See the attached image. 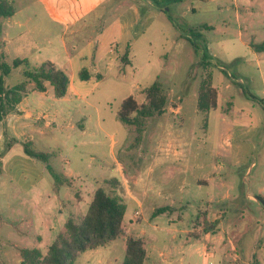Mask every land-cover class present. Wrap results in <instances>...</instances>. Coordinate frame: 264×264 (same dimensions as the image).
<instances>
[{"label":"rangeland","instance_id":"1","mask_svg":"<svg viewBox=\"0 0 264 264\" xmlns=\"http://www.w3.org/2000/svg\"><path fill=\"white\" fill-rule=\"evenodd\" d=\"M166 8L173 25L170 40L164 42L159 37L156 43H146L133 50L140 62L152 54L168 53V65L157 73L158 81L168 104H177L179 108L176 114L168 108L165 114L153 116L163 121L165 143L158 144L154 124H150L147 155L136 161L141 155L133 146L136 129L119 119V128L113 127L108 137L92 140L89 155L94 157L92 165L110 163L108 175L122 181L113 157L119 159L130 199L123 188L112 194L127 204L124 231L146 239L148 257L144 264H169V261L170 264H247L248 260L263 264L264 208L258 198H264V52L256 51L251 45L264 41V0H182ZM205 46L211 56L208 70L212 71L213 86L218 92L217 106L209 112L206 126L204 114L197 109L199 86L205 72L201 65ZM133 53L129 56L131 60ZM13 55V51L10 53L1 47L0 64H11ZM23 69L6 75L5 82L13 85L21 78ZM106 94L105 100H111L107 109L115 111L128 93L115 90ZM138 100L142 101V96ZM167 140L174 143L168 152ZM113 142L115 146L111 150ZM155 152L164 161L162 166L154 165ZM66 159L60 153L50 163L60 167ZM9 167L11 187L16 191L20 186L16 183L17 161ZM131 177L143 181L135 185ZM197 179L207 183L197 186ZM183 180V192L169 191L172 185L182 186ZM143 191L160 205L169 202L164 197L167 192L173 195L170 201L182 198L185 207L178 210L180 218L163 213L151 219L144 211L140 222L132 221L137 208L133 196L140 197ZM2 192L0 184V264H20V251L24 248L39 247L45 255L63 225H58L53 216L55 230L50 235L42 233L41 240L31 230L26 238L9 237L6 226H19L20 219L34 207L18 204L17 200L6 205ZM69 210L65 209L61 216L67 218ZM211 212L220 213L219 225L205 233L201 221L206 215L207 221L212 222ZM54 215L60 216L56 210ZM239 234H242L240 257L243 260L238 263L224 260L217 241L223 238L229 243ZM125 257L126 243L121 236L106 246L83 252L73 264H121Z\"/></svg>","mask_w":264,"mask_h":264},{"label":"crops","instance_id":"2","mask_svg":"<svg viewBox=\"0 0 264 264\" xmlns=\"http://www.w3.org/2000/svg\"><path fill=\"white\" fill-rule=\"evenodd\" d=\"M10 1L14 13L9 17L0 16V48L3 47L10 53L13 51L14 59H27L31 67H39L49 61L65 72L70 80L67 93L62 98H56L49 83L46 84L47 89L44 92L34 90V84L29 83L27 93L22 95L17 104L7 109L0 119V184L3 188L1 196L4 197L6 205L17 200L18 204L34 207L29 215L25 214L20 219L19 226H6L8 235L11 238H26L27 232L31 230L36 233L37 239L41 240L42 233L50 235L54 232L53 216L58 225H63L59 233L64 230V224L69 218L80 220L88 210L95 190L100 186L110 188L109 192L112 193L123 188L130 199L127 179L124 178L119 159L113 157L114 166L117 164L119 173L122 174V181L108 175L110 163L92 165L91 160L94 157H89L90 146L93 139L101 140L102 137L110 135L113 127L119 128L118 111L122 101L128 96H134L137 100L140 96L143 98V90L156 81L159 78L157 73L164 71L168 65L167 52H163L167 55H149L145 62H140L138 56L133 53L135 47L142 48L146 43L152 45L159 37H162L164 42L169 41L173 25L169 20L168 10L164 9L167 11L164 13L151 0ZM149 51L151 54L152 48ZM131 52L132 60L129 57ZM126 55L127 59L124 61L122 58ZM83 67H87L93 74L101 75L102 78L82 81L78 72ZM23 80L24 69L21 78L13 85L6 82L5 84L12 87ZM115 90L126 91L128 94L121 98L115 111H109L107 107L111 100H105L108 95L106 93ZM138 102L142 103L143 100ZM178 108L179 106L170 110L176 114ZM151 118L146 120L140 140L133 145L141 152L136 161L147 155L145 147L147 142H150V124H154L153 130L157 132L155 136L158 144L165 143L162 119ZM166 143L168 152L171 146L174 147V143L172 140H167ZM25 144L37 151L53 153V159L60 153L68 157L61 162L60 167L50 163L52 158L49 164L57 173L69 179V183L56 185L47 163L29 156ZM114 146L113 142L110 149L113 150ZM153 159L155 166L164 164L156 152ZM15 160L19 173L16 183L20 185L16 191L11 187L12 175L7 172ZM136 161H132L133 164ZM129 179L135 185L143 181L138 177ZM181 183L180 187L172 185L169 191L174 189L183 192L185 180ZM206 183L203 179L196 180L197 186ZM140 194V197L133 196L137 208L133 214L135 219L132 221L140 222L144 211L148 212L151 219L163 213H168L169 216L176 214L180 218L178 210L185 207L182 198L179 201H170L173 195L169 192L164 196L169 202L161 205L148 198L151 195L147 191ZM158 194L162 193L159 191ZM67 208L70 209L68 217L63 218L61 213ZM159 208L167 210L155 214V210ZM26 210L30 211L28 208ZM55 210L60 216L54 215ZM207 214L210 215L209 210ZM211 216L212 221L219 220L220 213L211 212ZM141 233L144 235L145 232ZM124 234L131 236L125 231ZM133 236L142 237L146 242L143 236ZM241 238L242 234H239L229 243L223 238L219 241L213 240L218 242L224 260L227 258L238 263L243 260L240 257ZM168 263L170 264V261ZM254 263L256 261H247V264Z\"/></svg>","mask_w":264,"mask_h":264},{"label":"trees","instance_id":"3","mask_svg":"<svg viewBox=\"0 0 264 264\" xmlns=\"http://www.w3.org/2000/svg\"><path fill=\"white\" fill-rule=\"evenodd\" d=\"M181 1L151 0L164 13L167 12L164 11L165 6ZM13 13L12 2L0 0V16L9 17ZM189 41L197 50L200 49L194 41L191 39ZM251 46L258 52H264V41ZM202 50L201 65L205 72L199 86L197 109L204 114V126H206L209 112L217 106L218 92L213 86L212 71L208 70L211 67L208 47L205 46ZM122 59L125 61L127 55ZM19 67L24 68V80L15 86L7 87L5 76ZM0 73V119L7 109L12 108L21 100L22 95L27 93L29 83H33L34 90L39 92L46 91V84L49 83L54 89L56 98L66 95L70 83L68 75L49 61L42 63L39 67H31L27 59L17 58L11 64L2 62ZM78 76L82 81L102 78L99 74H93L87 67L81 68ZM142 93L144 98L142 103H139L136 97L128 96L122 101L118 111V117L123 123L135 127L137 133L135 143L140 140L148 118L163 115L168 108L178 107L177 104H168L167 95L158 79L146 87ZM25 150L29 156L47 163V168L56 185L69 183V179L57 173L49 164L53 153L37 151L28 144H25ZM258 201L264 208V198L259 197ZM126 209L127 206L120 197L114 196L104 186L98 187L84 216L80 220L69 218L64 224V230L57 235L45 255L39 247L24 248L20 251V264H73L83 252L106 246L121 236H124L126 243V257L121 264H144L146 259L144 238L124 234L123 222ZM166 210V208L156 209L155 214ZM202 219V230L205 233L211 232L219 225V220L207 221L206 215Z\"/></svg>","mask_w":264,"mask_h":264},{"label":"water","instance_id":"4","mask_svg":"<svg viewBox=\"0 0 264 264\" xmlns=\"http://www.w3.org/2000/svg\"><path fill=\"white\" fill-rule=\"evenodd\" d=\"M165 10H167V8Z\"/></svg>","mask_w":264,"mask_h":264}]
</instances>
